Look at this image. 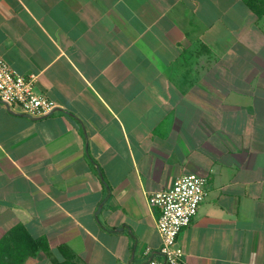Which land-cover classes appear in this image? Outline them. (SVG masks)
<instances>
[{"label":"crops","instance_id":"obj_1","mask_svg":"<svg viewBox=\"0 0 264 264\" xmlns=\"http://www.w3.org/2000/svg\"><path fill=\"white\" fill-rule=\"evenodd\" d=\"M0 56L57 105L0 101V264L161 262L148 197L187 173L207 194L185 263L264 264V15L245 0H0ZM18 228L40 243L22 260Z\"/></svg>","mask_w":264,"mask_h":264},{"label":"built area","instance_id":"obj_2","mask_svg":"<svg viewBox=\"0 0 264 264\" xmlns=\"http://www.w3.org/2000/svg\"><path fill=\"white\" fill-rule=\"evenodd\" d=\"M36 81V74H21L0 56V101L8 109L31 117L55 111L56 103L35 91ZM206 194L205 178L187 173L176 178L170 187L149 195L150 205L159 209L156 228L161 237L159 254L162 261L149 258L143 264H186L183 251L176 246V238L179 231L190 223Z\"/></svg>","mask_w":264,"mask_h":264},{"label":"trees","instance_id":"obj_3","mask_svg":"<svg viewBox=\"0 0 264 264\" xmlns=\"http://www.w3.org/2000/svg\"><path fill=\"white\" fill-rule=\"evenodd\" d=\"M245 2L258 16L264 15V0H245ZM18 230L19 228L15 229L11 234H14L16 238L15 240L13 239V241L18 242L19 259L22 260L27 254H35L40 243L36 240H32L23 230Z\"/></svg>","mask_w":264,"mask_h":264},{"label":"water","instance_id":"obj_4","mask_svg":"<svg viewBox=\"0 0 264 264\" xmlns=\"http://www.w3.org/2000/svg\"><path fill=\"white\" fill-rule=\"evenodd\" d=\"M26 115V114H25ZM26 116H29V115H26Z\"/></svg>","mask_w":264,"mask_h":264}]
</instances>
